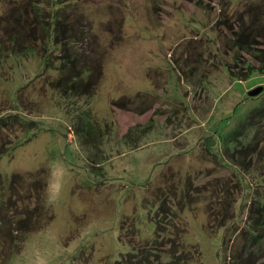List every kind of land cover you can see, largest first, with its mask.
<instances>
[{"label": "rangeland", "instance_id": "1", "mask_svg": "<svg viewBox=\"0 0 264 264\" xmlns=\"http://www.w3.org/2000/svg\"><path fill=\"white\" fill-rule=\"evenodd\" d=\"M247 2L263 3L0 0V127L28 121L1 127L0 175L22 177H0V264H117L159 230L197 249L193 264H232L264 201V153L234 160L264 96L249 94L263 63L233 45ZM26 7L42 23L21 47L8 41ZM22 220L42 228L22 241Z\"/></svg>", "mask_w": 264, "mask_h": 264}, {"label": "trees", "instance_id": "2", "mask_svg": "<svg viewBox=\"0 0 264 264\" xmlns=\"http://www.w3.org/2000/svg\"><path fill=\"white\" fill-rule=\"evenodd\" d=\"M259 1H262L263 2L262 4H264L263 0H258V2ZM255 3L256 2H249V3L247 2L245 3V6L244 4L242 5V9L239 11L240 12L239 24L241 25L242 29L240 31L238 30L239 29L238 28L236 31H234V34L237 35V38L234 40L233 45H235L237 52L249 53L254 59L259 61L258 64L262 62L263 64H261V67H264V42L260 41L264 38V27L263 25L260 24L262 21V18L264 17V10L262 11V4H258V6L256 7ZM27 8L28 7H26L24 11H23V8L19 10L21 11L20 12L21 17L19 18L21 29L16 32L15 34L16 37L13 33L12 35L13 39H11L8 42L11 43L13 40L18 41L17 43H20L18 45L21 46L22 43L24 44L27 38H29L30 40H33L32 39V36L34 35L33 31L37 29L42 22L40 21L41 19H39V17L36 19L34 18V20H30L29 16H32V15H30L29 9ZM38 14H39V11L37 10L35 12V15L37 16ZM246 14H248L249 17L250 16L253 17V20H251L249 24L245 25L244 23L246 22V18H245ZM58 18L59 16L57 18L55 17V20H57ZM51 19H52V16H51ZM8 21L11 24V21L10 20ZM50 21L46 22V24L51 25L52 21L51 22ZM60 22H61V19L58 20V23L55 24V27H54L57 29L56 30L57 33L60 32L61 30V28L58 27ZM1 24L2 23H0V25ZM17 24L19 23L17 22ZM27 25H30V32L25 31V26ZM65 28L70 29L69 26L64 27L63 29ZM0 31H2V29ZM47 32L48 34H50V32L53 33V31L51 30L50 32L49 30H47ZM256 34L257 36H255ZM256 39H260V40H256ZM0 41L3 42V40H0ZM29 49L30 48H27L24 45V47L20 49V51L18 52L24 53L26 51H30ZM89 85L90 84H87V87ZM89 87H91V85ZM258 100H259L258 104L249 110L246 117L241 119L240 125H238V129H241L244 131L247 130L248 132L254 131L253 140L250 146L249 145H243V146L237 145V148L235 149V152H234V156H235L234 160H238V161H240V159L243 160L242 157L244 155L253 153V151H257V150L262 151L260 152L261 155L264 153V96L263 98H259ZM12 116L13 115H9L7 119L3 118L4 122L1 125L2 128H8L9 124H14V125L19 124L20 127L28 125L27 119L25 122H23L24 120L21 119V116L19 115H16L13 117ZM1 127H0V142H2V147L0 148V154H4L5 153L4 149L6 148L5 146L7 145V143H5L6 141L4 140L5 138H4V134L1 131L2 130ZM241 137H243V135H241ZM237 158H240V159H237ZM30 176H32L34 180L37 181L36 180L37 177L35 173L34 174L32 173ZM0 177L2 179V182L10 183L11 188H14L18 182V178H21L22 176L19 177V174L15 173L12 175L9 182L4 181L1 175ZM39 185H42V183H39L38 181L33 183V187H39ZM187 195H188L187 191H184L182 197H186ZM256 202L258 201L255 200V203ZM259 202H261V205L259 203H256L259 205V207H254V206L251 207V210H250L251 220L250 221L251 222L253 221V222L250 223L252 224L250 227H245L243 232L241 231L242 232L241 237L242 239H245V240H243V245L241 246L240 250H237V256L236 254H234L230 257L229 260H233L232 264H264V201L260 200L259 198ZM167 214L169 216H172V214L169 213V211H167ZM48 223H45V225H47ZM214 225L224 226L225 224L223 225L222 223V225L221 224L219 225L215 223L213 224V226ZM41 228H42L41 224L40 225L35 224V223L33 224L32 220H22L18 223L17 234L20 236L24 235L25 237L22 240L24 241L26 240V237L28 234L33 233L36 230H40ZM162 232L163 230H159V232L155 235L154 237L155 239L153 238L155 242H153L154 240L152 241L151 239V241L153 242L152 244L146 247L142 246L141 248H136L133 253L129 254L126 257L127 260H120L117 262V264H193L194 260L197 258L195 256L197 249L193 248V249H189L188 251L187 250L180 251L179 250L180 247L178 245L180 243V240L178 241V238L173 237V236H170V238L165 242L163 241L158 242L160 239V236L162 235ZM184 233H183V236H184ZM14 239L17 240L16 237ZM225 240H226V237H224L223 241ZM165 245H169V251L167 253H165V251H162V246H164V249H165ZM163 253L167 254V257L170 258L169 262L166 263L162 261V259L164 258ZM225 264H230V262L226 260Z\"/></svg>", "mask_w": 264, "mask_h": 264}, {"label": "clouds", "instance_id": "3", "mask_svg": "<svg viewBox=\"0 0 264 264\" xmlns=\"http://www.w3.org/2000/svg\"><path fill=\"white\" fill-rule=\"evenodd\" d=\"M53 175H55V172H53ZM59 185H52L51 183L49 184V193L50 195L55 193V194H58L59 192Z\"/></svg>", "mask_w": 264, "mask_h": 264}, {"label": "water", "instance_id": "4", "mask_svg": "<svg viewBox=\"0 0 264 264\" xmlns=\"http://www.w3.org/2000/svg\"><path fill=\"white\" fill-rule=\"evenodd\" d=\"M263 89H264L263 87H260L258 89L252 90L249 94L252 96L258 95L259 93L262 92Z\"/></svg>", "mask_w": 264, "mask_h": 264}]
</instances>
